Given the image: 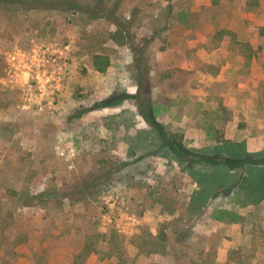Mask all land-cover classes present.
<instances>
[{
  "label": "rangeland",
  "instance_id": "rangeland-1",
  "mask_svg": "<svg viewBox=\"0 0 264 264\" xmlns=\"http://www.w3.org/2000/svg\"><path fill=\"white\" fill-rule=\"evenodd\" d=\"M71 1L0 0V264H264L227 227L264 240L232 188L264 148L218 138L223 114L204 94L223 50L260 47L264 0ZM214 138L223 150H200Z\"/></svg>",
  "mask_w": 264,
  "mask_h": 264
},
{
  "label": "crops",
  "instance_id": "crops-1",
  "mask_svg": "<svg viewBox=\"0 0 264 264\" xmlns=\"http://www.w3.org/2000/svg\"><path fill=\"white\" fill-rule=\"evenodd\" d=\"M258 44L260 47L256 51L251 50L249 54H246L244 60L235 59L228 51L223 50L226 54L223 55V59L219 60L221 64L215 65L214 72L207 74L210 81L205 85V88L208 87L204 93L212 94L211 96L217 104L215 108L223 114L220 116L218 124L213 123V126L219 128L218 138L223 137L225 140L243 142L246 146L243 150L247 152H258L264 148V132L262 131L264 121L260 118L261 102L264 101V35H259ZM233 104H238V106L233 107ZM245 111L254 112V117L245 116ZM198 127L189 132H192L196 137L195 140L201 142L202 135L205 139L206 131L200 125ZM208 142L206 148L202 147L201 151L215 150L218 147L223 150V145L217 144L215 138ZM209 144H211L210 147ZM194 148L198 150L200 147L195 146ZM232 151L234 150L232 149ZM258 204L257 209L254 208V204L246 205V207H249L252 221L259 225V231L261 229L264 231V200ZM236 211L233 209V213ZM247 224L252 225L251 221L250 223L246 221L245 225ZM218 225H221L219 221L216 226ZM241 226L242 222L239 219L228 223V230L233 232L236 238H239L233 240L232 244L264 249V240L262 239L242 242L240 240L242 239Z\"/></svg>",
  "mask_w": 264,
  "mask_h": 264
},
{
  "label": "trees",
  "instance_id": "trees-1",
  "mask_svg": "<svg viewBox=\"0 0 264 264\" xmlns=\"http://www.w3.org/2000/svg\"><path fill=\"white\" fill-rule=\"evenodd\" d=\"M2 1H12L17 2L22 5L25 9H34V8H53L60 10H70L75 11L78 10L80 5L73 3L71 0H2ZM110 38L115 41L117 44L122 45L126 42L125 36L122 35L121 30L118 28L110 33ZM92 64L94 68L99 72H104L106 68L109 66V57L105 54H96L94 55ZM180 140V135H179ZM237 163V162H236ZM260 163H250L240 160L239 164H237L236 168H245L247 165H251L255 170H242L244 171V175L239 179L234 192L235 202L239 205H253L258 204L260 201L264 200V164L257 165ZM234 166V167H235ZM221 178L218 176H213L212 178L206 179V183L197 192L199 193L197 197L193 199H205L207 192L212 190L214 186H220ZM207 185V186H206ZM195 194H197L195 192Z\"/></svg>",
  "mask_w": 264,
  "mask_h": 264
}]
</instances>
